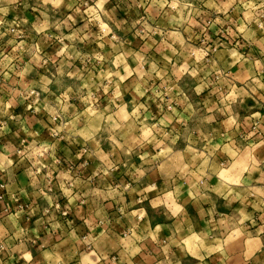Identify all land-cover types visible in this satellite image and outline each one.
<instances>
[{"label":"crops","instance_id":"obj_1","mask_svg":"<svg viewBox=\"0 0 264 264\" xmlns=\"http://www.w3.org/2000/svg\"><path fill=\"white\" fill-rule=\"evenodd\" d=\"M0 264H264V0H0Z\"/></svg>","mask_w":264,"mask_h":264},{"label":"built area","instance_id":"obj_2","mask_svg":"<svg viewBox=\"0 0 264 264\" xmlns=\"http://www.w3.org/2000/svg\"><path fill=\"white\" fill-rule=\"evenodd\" d=\"M167 107H169V106H167Z\"/></svg>","mask_w":264,"mask_h":264}]
</instances>
